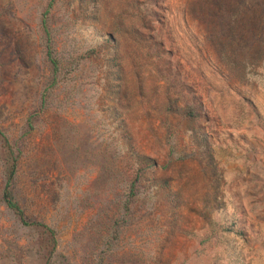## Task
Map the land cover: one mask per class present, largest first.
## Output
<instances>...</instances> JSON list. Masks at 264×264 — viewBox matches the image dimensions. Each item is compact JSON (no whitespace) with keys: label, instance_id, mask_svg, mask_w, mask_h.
Here are the masks:
<instances>
[{"label":"rangeland","instance_id":"rangeland-1","mask_svg":"<svg viewBox=\"0 0 264 264\" xmlns=\"http://www.w3.org/2000/svg\"><path fill=\"white\" fill-rule=\"evenodd\" d=\"M0 131L52 264H264V0H0Z\"/></svg>","mask_w":264,"mask_h":264},{"label":"trees","instance_id":"trees-1","mask_svg":"<svg viewBox=\"0 0 264 264\" xmlns=\"http://www.w3.org/2000/svg\"><path fill=\"white\" fill-rule=\"evenodd\" d=\"M46 57L51 65L52 71H54L57 67V59L51 53V49L48 41L46 40V49H45ZM0 145H1V159L3 163V183L0 190V200L2 203L9 208V210L16 216V218L22 224L32 225L35 228L39 229L41 233V237L43 240V248H44V257L46 264L51 263V255L53 253V249L55 247V236L53 227L44 223L38 219H28L23 207L19 203V201L15 197V193L13 190V180L16 171V158H17V150L14 149L9 143L6 136L0 131Z\"/></svg>","mask_w":264,"mask_h":264}]
</instances>
